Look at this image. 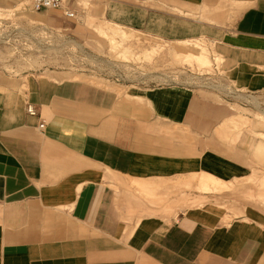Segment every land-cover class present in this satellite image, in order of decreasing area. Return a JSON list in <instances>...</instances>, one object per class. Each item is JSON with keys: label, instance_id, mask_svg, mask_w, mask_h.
<instances>
[{"label": "crops", "instance_id": "1", "mask_svg": "<svg viewBox=\"0 0 264 264\" xmlns=\"http://www.w3.org/2000/svg\"><path fill=\"white\" fill-rule=\"evenodd\" d=\"M63 5L82 18L39 13L76 40H102L85 33L91 18L122 35L205 42L237 91L264 98V0ZM64 68L0 63V264H264V129L238 128L246 120L227 105L253 104Z\"/></svg>", "mask_w": 264, "mask_h": 264}, {"label": "rangeland", "instance_id": "2", "mask_svg": "<svg viewBox=\"0 0 264 264\" xmlns=\"http://www.w3.org/2000/svg\"><path fill=\"white\" fill-rule=\"evenodd\" d=\"M21 8L18 4L0 9V63L8 70L36 75L70 67L71 76L97 82L108 80L124 87L129 85L124 89L188 84L195 89L210 90L226 103H238L241 99L253 104L257 108L255 111L227 103L238 117L246 120L237 125L238 128L264 129V98H246L234 88L226 79L221 57L212 45L199 41L171 43L121 27L129 33L122 35L117 30L103 29L102 24H95L91 18L85 24L88 31H83L93 32V36L102 40L81 41L61 28L49 27L41 13L26 12ZM77 16L82 18L83 15ZM203 48L208 50L209 66H199L195 61L194 55ZM260 133L262 131L257 137L264 140Z\"/></svg>", "mask_w": 264, "mask_h": 264}, {"label": "built area", "instance_id": "3", "mask_svg": "<svg viewBox=\"0 0 264 264\" xmlns=\"http://www.w3.org/2000/svg\"><path fill=\"white\" fill-rule=\"evenodd\" d=\"M22 8L26 12H41L49 9H63L64 15L70 19L77 18V13L69 8H64L63 0H26L21 3ZM28 112L32 115L36 114V110L32 105L28 106ZM44 127V122L40 125Z\"/></svg>", "mask_w": 264, "mask_h": 264}, {"label": "bare ground", "instance_id": "4", "mask_svg": "<svg viewBox=\"0 0 264 264\" xmlns=\"http://www.w3.org/2000/svg\"><path fill=\"white\" fill-rule=\"evenodd\" d=\"M194 58H195V61L197 62V64L199 66H209L210 65L211 61H210V57H209L207 48H203L202 51L198 55H194ZM220 61H221V59H220Z\"/></svg>", "mask_w": 264, "mask_h": 264}]
</instances>
